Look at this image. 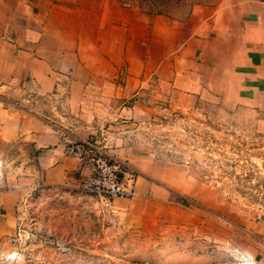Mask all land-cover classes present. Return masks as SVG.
Returning a JSON list of instances; mask_svg holds the SVG:
<instances>
[{"label":"rangeland","instance_id":"374dc122","mask_svg":"<svg viewBox=\"0 0 264 264\" xmlns=\"http://www.w3.org/2000/svg\"><path fill=\"white\" fill-rule=\"evenodd\" d=\"M112 1L133 20L135 10L145 13L137 4ZM200 1L193 7L219 0ZM124 70L120 65V87ZM67 95L66 89L27 94L12 106L92 137L116 156L124 147L154 156L172 179L142 171L133 156L127 160L142 173L132 198L107 202L76 186L34 184L17 202L14 232L0 238V264H261L256 222L264 220V111L227 108L205 88L180 90L154 73L133 91L100 93L96 106L78 114ZM17 155L0 152V190L26 173Z\"/></svg>","mask_w":264,"mask_h":264},{"label":"crops","instance_id":"0c3cea01","mask_svg":"<svg viewBox=\"0 0 264 264\" xmlns=\"http://www.w3.org/2000/svg\"><path fill=\"white\" fill-rule=\"evenodd\" d=\"M127 9L112 0H0V152L18 154L26 170L9 180L16 186L0 190V238L14 232L15 207L32 185L75 187L81 179L77 160L63 151L66 140L81 136L12 106L27 94L66 89L78 114L96 106L100 93L133 91L154 73L180 90L205 88L227 108L264 111V0L195 6L185 20L140 10L133 20ZM116 153L172 179L154 156L127 147ZM256 235L264 242V220L256 222ZM260 260L264 264V254Z\"/></svg>","mask_w":264,"mask_h":264},{"label":"built area","instance_id":"2783aa9c","mask_svg":"<svg viewBox=\"0 0 264 264\" xmlns=\"http://www.w3.org/2000/svg\"><path fill=\"white\" fill-rule=\"evenodd\" d=\"M63 151L77 160L81 173V179L76 185L78 190L107 202L136 195L135 185L139 172L106 145L92 137H71L65 141ZM2 182L0 171V186Z\"/></svg>","mask_w":264,"mask_h":264},{"label":"trees","instance_id":"16d2710c","mask_svg":"<svg viewBox=\"0 0 264 264\" xmlns=\"http://www.w3.org/2000/svg\"><path fill=\"white\" fill-rule=\"evenodd\" d=\"M122 3L137 4L141 9L148 13L171 15L178 10H184L188 15L195 4L200 0H117Z\"/></svg>","mask_w":264,"mask_h":264}]
</instances>
